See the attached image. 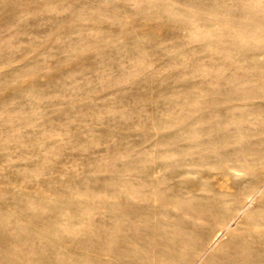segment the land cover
I'll return each instance as SVG.
<instances>
[{"label":"rangeland","instance_id":"rangeland-1","mask_svg":"<svg viewBox=\"0 0 264 264\" xmlns=\"http://www.w3.org/2000/svg\"><path fill=\"white\" fill-rule=\"evenodd\" d=\"M260 230L264 0H0V264H264Z\"/></svg>","mask_w":264,"mask_h":264},{"label":"bare ground","instance_id":"bare-ground-1","mask_svg":"<svg viewBox=\"0 0 264 264\" xmlns=\"http://www.w3.org/2000/svg\"><path fill=\"white\" fill-rule=\"evenodd\" d=\"M219 234V233H218ZM252 237H254V236H252ZM256 238V237H255ZM258 239H261V240H259L260 242L258 243V244H260L261 242L264 244V230H260L259 231V235H258V237H257ZM241 240V239H240ZM196 241V240H195ZM206 249H208V248H206ZM237 250V249H236ZM232 254V253H231ZM242 254H244L243 252H242ZM249 254V253H248ZM234 255V254H233ZM176 257V256H175ZM175 257H174V259H175ZM172 258H173V256H172ZM171 258V260H173ZM236 258V257H235ZM247 257H245V259H246ZM180 259V258H179ZM231 259V258H230ZM237 259V258H236ZM235 259V260H236ZM239 259V258H238ZM242 259H244V257L242 258ZM244 259V260H245ZM249 259V258H248ZM225 261V260H224ZM230 261V260H229ZM229 261H227V262H229ZM248 261V260H247ZM224 263V262H223ZM248 263V262H247ZM250 264H260V263H257V262H249ZM225 264V263H224ZM231 264H241V263H239V262H237V261H235V262H232ZM244 264H246V262L244 261Z\"/></svg>","mask_w":264,"mask_h":264}]
</instances>
